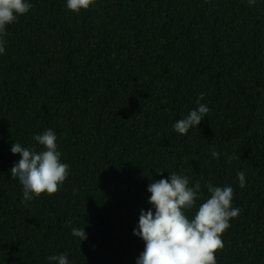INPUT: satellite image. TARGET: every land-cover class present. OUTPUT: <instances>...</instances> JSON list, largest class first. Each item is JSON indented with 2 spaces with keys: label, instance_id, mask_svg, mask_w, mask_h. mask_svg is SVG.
Here are the masks:
<instances>
[{
  "label": "trees",
  "instance_id": "obj_1",
  "mask_svg": "<svg viewBox=\"0 0 264 264\" xmlns=\"http://www.w3.org/2000/svg\"><path fill=\"white\" fill-rule=\"evenodd\" d=\"M31 3L0 55V264L61 253L70 264H136L147 187L172 172L205 199L208 182L234 189L241 214L218 264H264V0H96L79 13L65 0ZM201 93L205 120L175 132ZM46 129L71 175L24 203L10 148L40 150L33 136Z\"/></svg>",
  "mask_w": 264,
  "mask_h": 264
},
{
  "label": "clouds",
  "instance_id": "obj_2",
  "mask_svg": "<svg viewBox=\"0 0 264 264\" xmlns=\"http://www.w3.org/2000/svg\"><path fill=\"white\" fill-rule=\"evenodd\" d=\"M96 0H65L68 10L79 13L88 10ZM255 5L257 0H248ZM33 8L31 0H0V55L6 51L8 27L26 16ZM204 95L197 98V107L173 124V130L185 135L190 129L200 126L210 112ZM40 146L37 150L19 142L11 145L10 151L19 160L10 169L11 178L22 186L23 200L27 203L42 194L58 193L71 175V167L62 160L57 135L52 129L33 136ZM213 158L219 152L212 149ZM232 157L230 159H235ZM164 172L157 173L163 176ZM170 173V172H169ZM239 186L244 188L245 173L237 172ZM208 197L201 195L199 182L194 185L186 175L170 173L168 178L153 180L147 187L150 193L149 209H141L139 222L133 234L144 242V250L136 264H218L216 253L224 247L222 236L238 218L241 209L233 206L234 189L217 186L212 182L205 185ZM203 201L197 207L198 201ZM197 208L189 218L187 213ZM71 235L87 239L85 229L72 228ZM49 264H70L66 253L47 257Z\"/></svg>",
  "mask_w": 264,
  "mask_h": 264
}]
</instances>
